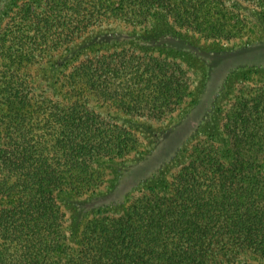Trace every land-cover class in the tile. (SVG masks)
<instances>
[{"label":"trees","instance_id":"trees-1","mask_svg":"<svg viewBox=\"0 0 264 264\" xmlns=\"http://www.w3.org/2000/svg\"><path fill=\"white\" fill-rule=\"evenodd\" d=\"M236 1L264 11V0L13 3L0 24V264L264 262V80L224 108L229 159L212 138L194 140L165 190L141 189L119 212L86 217L72 238L58 195L95 192L104 182L95 162L139 148L112 114L172 117L191 78L181 61L126 45L77 56L53 83L39 73L89 30L148 26L158 11L205 39L228 37Z\"/></svg>","mask_w":264,"mask_h":264},{"label":"rangeland","instance_id":"rangeland-1","mask_svg":"<svg viewBox=\"0 0 264 264\" xmlns=\"http://www.w3.org/2000/svg\"><path fill=\"white\" fill-rule=\"evenodd\" d=\"M17 1L20 0H0V24ZM240 2H234L240 13L238 27L233 28L228 37L205 39L175 27L158 11L148 26L107 24L95 27L62 52H56L51 62L42 67L40 78L53 83L62 67L77 56L95 49L110 50L126 45L160 52L181 61L189 69L191 78V95L172 117L155 121L119 112L112 114L115 121L134 131L139 148L123 158H99L95 163L104 173V182L95 192L58 195L72 238L76 237L86 217L102 211L119 212L131 195L141 189L165 190L169 174L184 160L194 140L210 137L220 146L226 159L231 157L221 126L224 108L235 100L241 89L264 80V11ZM236 264L264 262L251 258Z\"/></svg>","mask_w":264,"mask_h":264}]
</instances>
